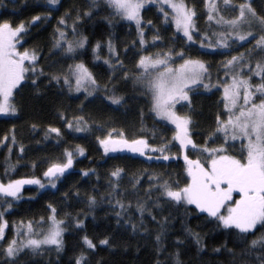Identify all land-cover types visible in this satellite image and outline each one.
<instances>
[{
    "label": "trees",
    "instance_id": "obj_1",
    "mask_svg": "<svg viewBox=\"0 0 264 264\" xmlns=\"http://www.w3.org/2000/svg\"><path fill=\"white\" fill-rule=\"evenodd\" d=\"M238 1L229 0V5L225 6L224 0H217L220 15L225 19L235 18L238 15ZM186 2L197 11L195 22L199 32L211 33L213 25L206 19L204 0ZM253 2L258 11L264 14L261 10L264 9V1ZM3 5L0 21L7 19L13 25L25 23L27 34L23 36V46L37 50V71L40 67L45 70V75L34 77L37 79L36 85L29 79L22 82L24 86H18L14 92L13 102L18 111L0 116V179L4 181L3 166L10 160L15 165V170L10 175L12 179L37 177L46 184L44 189H39L36 185L23 186L22 200L14 204L13 210L6 214V219L8 224H16L22 220L38 221L47 215L50 210L48 205L52 204L64 225L61 250L44 249L37 254L22 252L15 264H75L82 252L85 253L86 264H176L177 259L180 264H259L257 252L245 251L244 243L236 234L237 230L229 232L217 221L207 217L206 213H199L192 205L177 206L172 202L156 207L149 202L152 214L156 216L155 220L146 211L142 228L138 227L133 231L130 223H124L127 216L133 215L132 223L140 224V215L132 214L134 206L131 207L130 204H136L138 199H146L144 190L148 186V177L145 172L167 173L173 181L179 180L181 186L186 180L184 160L179 156L177 160L174 156L179 153L176 152L179 148L177 143L175 147L169 144V154L173 156L170 161L147 162L146 157H139L127 150L105 154L96 140L97 136L106 134L110 129L117 132L122 130L129 139L145 136L154 144H160L162 140H173L174 129L168 124L165 127L166 123L161 122L150 111V98L132 80L125 83L122 71L113 73L112 67L119 65L114 63L110 66L105 63L109 57L108 42L111 40L124 68L132 73L138 59L136 53L140 51L138 31L134 24L113 14V10L103 0H96V5L91 8L92 0H60L59 10L53 11L50 17L44 15L47 11L45 0H5ZM233 7L237 9L236 12L231 11ZM88 10L93 13L90 17L84 16V12ZM165 10L171 12L166 7ZM65 13L68 14L69 39L87 37L85 47L76 50V59L66 58L62 50L53 47V34L59 18ZM78 13L83 18L77 22V35L73 36L71 26ZM35 15H40L41 20L33 25L32 17ZM141 16L147 40V52L143 54L167 51L169 48L179 51L187 43L182 39H175L173 43L177 35L174 24L164 22L159 4L145 6L141 10ZM149 20L153 21V25L147 24ZM157 30L161 40L153 42L152 37ZM98 42L101 47L94 54L93 48ZM153 43L157 46H152ZM198 48L199 44L195 43L186 55L196 57ZM225 52L230 54L199 58L207 62L210 71L215 68V73H222L223 77L221 63L234 55V52ZM81 61L101 85L100 91L94 93L84 104L79 96H73L63 86V79L60 84L51 80L52 74ZM113 76L116 78L112 79ZM105 84L109 88L115 87L117 94L126 97L127 103L118 109L108 106L110 102L105 99ZM191 96V104L188 106L193 127L191 136L197 143L203 144L215 126L217 114L221 112L222 95L220 90L212 88L210 92L200 89ZM77 115H84L93 129L99 125L102 131L76 132L68 129L62 116L72 120ZM50 126L60 128L62 135L57 137L55 133H50ZM13 135L15 144L12 142ZM21 145L24 147L23 153L20 152ZM77 145L85 149V154L81 156L77 153L73 167L57 182L58 189L51 188L43 177V171L49 163L62 159L65 149L75 150ZM115 167H121L125 171L124 178L120 181V194L113 196L110 202L104 197L109 192L108 174ZM84 170H94V173L85 177L82 174ZM133 176L143 180V186L135 194L130 184ZM38 192L41 194L37 195ZM93 194L96 195L97 203L90 207L88 197ZM155 198L154 193L152 199ZM116 200H122L127 209V213L120 217L116 215L120 211ZM77 218L83 221L79 226ZM261 232L264 229L258 231L256 236ZM192 233L199 235V243ZM158 234L159 242L156 240ZM85 235L96 244L95 249H88L84 244ZM105 238L110 243L100 244L99 241ZM253 238L255 237H249V240Z\"/></svg>",
    "mask_w": 264,
    "mask_h": 264
},
{
    "label": "snow or ice",
    "instance_id": "obj_2",
    "mask_svg": "<svg viewBox=\"0 0 264 264\" xmlns=\"http://www.w3.org/2000/svg\"><path fill=\"white\" fill-rule=\"evenodd\" d=\"M150 2L159 4V10L163 13L166 24L175 25L177 35L173 43L175 39L186 40L187 43L179 51L169 48L167 51L143 54L147 52L146 33L141 16L145 0H106L113 14L128 21H135L140 51L136 53L138 59L130 74L129 70L124 68L117 50L109 40V57L105 63L110 66L114 63L119 65V67H112L113 73L122 71L125 83L132 80L139 86V90L150 98V111L154 116L161 122L174 125L173 140L171 142L162 140L160 144H154L145 136L129 139L122 130L117 132L115 129L97 136L96 140L105 154L127 150L129 153L138 154L139 157H146L147 162L170 161L173 156L169 154V144L175 147L178 143L179 152L183 153L186 180L181 186L179 180L173 181L167 173L145 172L148 177V186L144 190L146 199L143 201L138 199L136 203L140 224L132 223L131 219L125 220L124 223H130L133 231H136L138 227L142 228L146 211L155 220L156 216L152 214L149 202L156 207L172 202L177 206L194 205L199 213H206L207 217L217 221L229 232L237 230L236 234L244 243L245 251L248 253L256 251L259 264H264V232L256 236L258 231L264 229V16L256 20L257 14L251 3H240L239 14L233 19H225L220 15L217 0H204L207 21H215L221 26V30L201 33L195 22L196 9L188 7L184 0H150ZM59 4L60 0H45L47 11L44 15L50 17L53 11L59 10ZM95 5L96 0H92L90 8ZM224 5L228 6L229 0H224ZM165 6L171 9V13L165 10ZM231 11L236 12L237 9L233 7ZM91 15L93 13L90 10L84 12V16ZM82 18L79 13L76 15L71 26V35H77V22ZM40 20L41 16L35 15L32 17V24ZM256 23L259 24V35L252 31ZM147 24L151 26L153 21L149 20ZM245 24L248 25L247 30L242 27ZM26 27L24 22L13 25L7 19L0 21V114H15L18 109L13 102L14 90H17L18 86L23 87L22 82L29 79L32 80L33 85H36V78L45 75L43 67L37 71L39 60L37 50L24 48L21 43L23 36L27 34ZM67 28L68 14L65 13L59 18L53 34V47L62 50L66 58L76 59V50L85 47L87 37L69 39ZM181 33L182 36H180ZM197 37L200 39L199 48L196 50L197 56L186 55L188 49L195 44ZM152 40L153 42L161 40L159 30L154 33ZM237 40L249 44L255 41V44L252 48L240 52L238 49L243 47V44H237ZM152 46L157 45L153 43ZM100 47L98 42L93 48L94 54ZM220 49L235 51L237 54L231 55L221 63L223 77L217 75L215 87L217 91L222 88L220 103L223 105V111L217 114L215 126L205 138V142L199 144L190 134L191 116L180 114V108L185 107L180 102L191 103L190 93L200 87L206 90L213 87L209 65L199 57L230 54L219 51ZM177 60L181 62L177 64ZM115 78V76L112 77V79ZM61 79H63V86L70 91L73 90L74 81V90L76 92L84 90L88 96H93L101 89L100 83L82 61L69 64L65 70L51 75V80L57 84H60ZM206 79L207 83H205ZM104 92L110 107L115 106L118 109L127 103L126 97L117 94L115 87L109 88L105 84ZM62 119L66 120L68 129H74L76 132L102 131L99 125L93 129L89 119L84 115L74 116L72 120L62 116ZM48 131L55 133L57 137L62 135L58 127L50 126ZM236 141L240 142L239 155L229 152V149L235 148ZM12 142L15 144L14 135ZM189 145L198 153L195 159L191 158L187 151ZM11 150L10 147L9 152ZM23 151L24 147L21 145L20 152L23 153ZM77 153L83 156L85 149L79 145L75 150L65 149L62 159L48 164L43 171V177L51 188L58 189L57 182L61 181L73 167ZM157 153L159 155H156ZM175 158L178 160V155ZM10 169L14 171L15 165L8 164L5 175ZM124 171L121 167H115L108 174L109 192L104 198L110 202L113 196L120 194V181L124 178ZM92 173L94 170H84L82 174L87 177ZM130 184L133 191L138 192L143 186V180L133 176ZM25 185H36L39 189L46 187L45 182L37 177L20 179L9 177L7 183L0 179V242L7 240L6 244H0V255L6 258L3 264H15L16 258L25 249L37 252L44 245H55L56 250L59 251L63 247L64 228L61 227L63 221L56 219L57 209L52 204L48 205L51 214L47 221L44 217H41L39 221L22 220L20 225L15 227L13 237L7 239L5 230L9 225L6 214L14 207V202L22 199V188ZM93 191L95 192V189ZM154 193L156 198L152 199ZM40 194L37 193V195ZM96 203V195H89L88 205L92 207ZM115 203L120 209L116 215L120 217L126 211L125 204L122 200H116ZM82 223L83 221L77 218V225ZM45 224H47L46 229ZM192 234L199 243V235ZM249 237L255 238L249 240ZM83 240L88 249H95L96 244L87 235L83 237ZM156 240L160 241L159 234ZM99 243L108 245L110 241L105 238ZM75 264H86L84 252L76 258ZM176 264H180L178 259Z\"/></svg>",
    "mask_w": 264,
    "mask_h": 264
},
{
    "label": "rangeland",
    "instance_id": "obj_3",
    "mask_svg": "<svg viewBox=\"0 0 264 264\" xmlns=\"http://www.w3.org/2000/svg\"><path fill=\"white\" fill-rule=\"evenodd\" d=\"M4 1L5 0H0V12H1V10L2 9H4V5H3V3H4ZM104 2H106V0H103ZM247 1V2H246ZM239 0L237 3L238 4H240V3H251V6H252V8L255 10V12H256V14H257V16H256V20H258V18L260 17V16H264V14H261L259 11H258V9L256 8V6H254V2H253V0ZM262 1H264V0H262ZM184 2L187 4V2H186V0H184ZM32 3H34V1H32ZM151 4H156L157 5V3H152V2H150V0H145V6H147V5H151ZM188 5V4H187ZM10 7H12V4H10ZM166 7V6H165ZM188 7H190L189 5H188ZM167 8V7H166ZM191 8V7H190ZM170 11H171V9L170 8H168ZM261 10L264 12V9H262L261 8ZM171 13V12H170ZM239 14V13H238ZM121 17V16H120ZM122 19H124L123 17H121ZM233 19V18H232ZM125 21H127V22H130V23H132V24H134V26L136 27V23H135V21H128V20H126V19H124ZM210 23H212V32H218V31H220L221 30V26L220 25H217L216 23H215V21H212V22H210ZM211 25V24H210ZM243 27V29L244 30H247L248 29V25L247 24H245V25H243L242 26ZM137 28V27H136ZM174 28H175V25H174ZM175 30H176V28H175ZM252 31L254 32V34H257V35H259V24L258 23H256V24H254V26H253V28H252ZM180 36H182V33L180 34ZM233 39H235V37H233ZM186 41V40H185ZM23 42V39L21 40V43ZM195 43H198V44H200V39H199V37H197V39H196V41H195ZM230 43H231V41H230ZM237 44H243V47H241V48H239L238 49V51H240V52H244V51H246V50H248V49H250V48H252L253 46H254V44H255V41H252L250 44L249 43H245V42H241V41H238L237 40ZM233 47H236L235 45H233ZM20 50H23V49H20ZM219 51H230L231 53L232 52H234V55L235 54H237L235 51H231V50H225V49H220ZM215 56H220V55H215ZM180 63V62H179ZM178 64V63H177ZM255 65V60L253 61V66ZM213 68V67H212ZM210 67H209V75H210V77H211V83H212V85H213V89H216V87H215V85L217 84V74L215 73V71L217 70V69H215V68H213L211 71H210ZM220 76L222 75V73L221 74H219ZM208 82V80L206 79L205 80V83H207ZM256 82H258V78H256ZM74 88H75V84H74V81H73V90L71 91V94L73 95V96H75V97H77V96H79L80 98H81V100H83L82 101V103L84 104V103H86L88 100H90L93 96H94V94H93V96H88L87 95V93L84 91V90H81L80 92H76L75 90H74ZM211 88V89H212ZM202 90V91H204V92H210V90H206V89H204L203 87H200L198 90ZM198 90H196V91H194V92H197ZM16 90H14V92H15ZM193 92V93H194ZM220 92H221V95H222V88L220 89ZM193 93H190V97L192 98V96H191V94L193 95ZM181 104H183V105H185V107H183V108H180V114H187L188 115V111L190 110V108H188V106L191 104V103H189V102H187V101H181L180 102ZM178 108H179V105L177 106ZM223 111V105H222V107H221V112ZM5 114H0V116H4ZM165 123H167V122H165ZM168 125H170L173 129H174V125H171L170 123H167ZM192 124V123H191ZM193 127L190 125V134L191 133H193V129H192ZM230 143H231V141H230ZM178 144V143H177ZM235 148L234 149H229V152L231 153V152H234L235 154H237V155H239V152H240V142L239 141H236L235 142ZM178 146H179V144H178ZM214 146V145H213ZM187 151H188V153L191 155V158H193V159H195L196 157H197V155H198V153L197 152H195V151H193L192 149H191V146L189 145L188 146V149H187ZM176 152H179V148L176 150ZM179 156V157H181L182 159H183V153H175L174 154V156ZM8 164H11V165H14V164H12L11 163V161L10 160H7L5 163H4V166H3V171H4V177H3V179H4V183H7V181H8V178L10 177V175L14 172L13 170H9L8 171V174L7 175H5V169H6V167L8 166ZM133 190V189H132ZM139 192V191H138ZM138 192H134V194L135 193H138ZM133 194V195H134ZM133 195H131V196H133ZM22 200V199H21ZM20 200V201H21ZM141 200V199H140ZM19 201H16V202H14V204L15 203H18ZM132 205L134 206V208H133V213L132 214H139L137 211H136V204L135 203H133V204H130V206L132 207ZM192 206H194V205H192ZM195 207V206H194ZM11 210H13V209H11ZM11 210H9V212L11 211ZM125 213H127V209H126V212ZM51 213H50V210L48 211V213H47V215L44 217L45 218V220L47 221V218H48V216L50 215ZM131 214V213H130ZM132 217H133V215H129V216H127V220L128 219H131L132 220ZM56 219H58V220H60V218L58 217V215L56 216ZM39 221V220H38ZM48 223H50V222H48ZM9 226H8V228L5 230V233H6V237H7V239H11L12 237H13V235L15 234V232H14V229H15V227L16 226H19L20 225V222H17L16 224H8ZM61 227H63L64 228V225L62 224L61 225ZM47 228V224H45V229ZM63 233H64V231H63ZM63 233H62V235H63ZM7 243V240H5V241H2V242H0V244H6ZM44 249H56V246L55 245H44V246H42V249L41 250H39V251H37V252H33V251H31L30 249H25L23 252H29V253H31V254H37V253H39V252H41L42 250H44ZM20 254H22V252L20 253ZM19 254V255H20ZM1 258H0V262H2V261H4L6 258L4 257V256H0Z\"/></svg>",
    "mask_w": 264,
    "mask_h": 264
}]
</instances>
